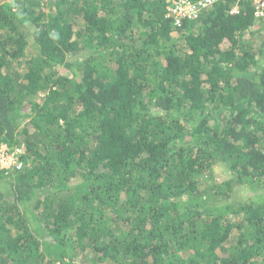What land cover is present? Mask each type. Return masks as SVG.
<instances>
[{"label":"trees","instance_id":"trees-1","mask_svg":"<svg viewBox=\"0 0 264 264\" xmlns=\"http://www.w3.org/2000/svg\"><path fill=\"white\" fill-rule=\"evenodd\" d=\"M173 1L0 0V264H264V21Z\"/></svg>","mask_w":264,"mask_h":264},{"label":"built area","instance_id":"built-area-1","mask_svg":"<svg viewBox=\"0 0 264 264\" xmlns=\"http://www.w3.org/2000/svg\"><path fill=\"white\" fill-rule=\"evenodd\" d=\"M222 1L224 0H174L169 7L167 17L173 20L174 28H181L185 21L197 19L202 12ZM241 1L248 2L252 6L255 18L258 21H264V0H237V4H232L230 14L239 13ZM2 151L3 153L0 155L2 168L9 167L7 169H10L16 166L20 169L22 167V162L18 158L22 149L11 151L8 148H4Z\"/></svg>","mask_w":264,"mask_h":264},{"label":"rangeland","instance_id":"rangeland-1","mask_svg":"<svg viewBox=\"0 0 264 264\" xmlns=\"http://www.w3.org/2000/svg\"><path fill=\"white\" fill-rule=\"evenodd\" d=\"M207 11V10H206ZM205 12V11H204ZM203 13V12H202ZM259 29V26H255L254 28H253V30L254 31H256V30H258ZM70 60H71V57H70ZM62 72L64 73V74H67L68 73V71L67 70H65V69H62ZM4 148H8V147H6V146H3V145H0V155L3 153V151H2V149H4ZM2 151V152H1ZM3 168H9V167H3ZM211 184H212V180H210L208 183H206L205 185H202V188H205V189H208V188H210L211 187ZM237 195H239V192L237 191L236 192V195L235 196H237ZM238 199V201H241L244 197L242 196V195H240V196H238L237 197ZM231 218L234 220L235 219V216H231ZM109 264H111V263H109Z\"/></svg>","mask_w":264,"mask_h":264},{"label":"clouds","instance_id":"clouds-1","mask_svg":"<svg viewBox=\"0 0 264 264\" xmlns=\"http://www.w3.org/2000/svg\"><path fill=\"white\" fill-rule=\"evenodd\" d=\"M192 21V20H191ZM23 149H24V147H23Z\"/></svg>","mask_w":264,"mask_h":264}]
</instances>
